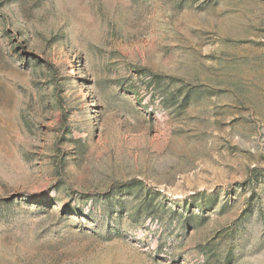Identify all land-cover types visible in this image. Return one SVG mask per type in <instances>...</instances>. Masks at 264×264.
<instances>
[{
	"label": "rangeland",
	"instance_id": "rangeland-1",
	"mask_svg": "<svg viewBox=\"0 0 264 264\" xmlns=\"http://www.w3.org/2000/svg\"><path fill=\"white\" fill-rule=\"evenodd\" d=\"M0 264H264V0H0Z\"/></svg>",
	"mask_w": 264,
	"mask_h": 264
},
{
	"label": "trees",
	"instance_id": "trees-1",
	"mask_svg": "<svg viewBox=\"0 0 264 264\" xmlns=\"http://www.w3.org/2000/svg\"><path fill=\"white\" fill-rule=\"evenodd\" d=\"M115 186H118V184H116Z\"/></svg>",
	"mask_w": 264,
	"mask_h": 264
}]
</instances>
